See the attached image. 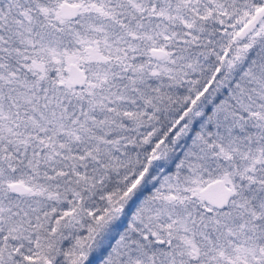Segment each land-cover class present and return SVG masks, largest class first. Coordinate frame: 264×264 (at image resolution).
Segmentation results:
<instances>
[{
  "label": "snow or ice",
  "instance_id": "1",
  "mask_svg": "<svg viewBox=\"0 0 264 264\" xmlns=\"http://www.w3.org/2000/svg\"><path fill=\"white\" fill-rule=\"evenodd\" d=\"M0 264H264V0H0Z\"/></svg>",
  "mask_w": 264,
  "mask_h": 264
}]
</instances>
